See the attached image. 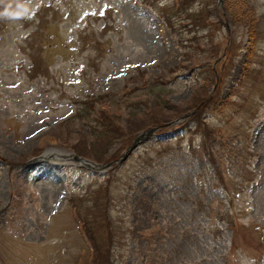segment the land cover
<instances>
[{"label": "rangeland", "instance_id": "obj_1", "mask_svg": "<svg viewBox=\"0 0 264 264\" xmlns=\"http://www.w3.org/2000/svg\"><path fill=\"white\" fill-rule=\"evenodd\" d=\"M94 247L264 264V0H0V264Z\"/></svg>", "mask_w": 264, "mask_h": 264}, {"label": "water", "instance_id": "obj_2", "mask_svg": "<svg viewBox=\"0 0 264 264\" xmlns=\"http://www.w3.org/2000/svg\"><path fill=\"white\" fill-rule=\"evenodd\" d=\"M154 132H155L154 130H151V131H149L148 133H146L145 135H143L138 141H136L135 145H133V147H131V148L129 149L128 153L123 157V160L128 156V154H129L130 152H132V150H134V149L137 147V145L140 143L141 140H143V139L145 138V136H150V135H152Z\"/></svg>", "mask_w": 264, "mask_h": 264}, {"label": "bare ground", "instance_id": "obj_3", "mask_svg": "<svg viewBox=\"0 0 264 264\" xmlns=\"http://www.w3.org/2000/svg\"><path fill=\"white\" fill-rule=\"evenodd\" d=\"M58 152H54V151H51L50 150V152H47L46 153V155L43 157V159H51V158H57V159H59L61 156H60V152H59V154H58ZM63 157H65V156H63Z\"/></svg>", "mask_w": 264, "mask_h": 264}, {"label": "trees", "instance_id": "obj_4", "mask_svg": "<svg viewBox=\"0 0 264 264\" xmlns=\"http://www.w3.org/2000/svg\"><path fill=\"white\" fill-rule=\"evenodd\" d=\"M99 258V254H98V250H96V248H93V256H92V260H91V264H96Z\"/></svg>", "mask_w": 264, "mask_h": 264}]
</instances>
